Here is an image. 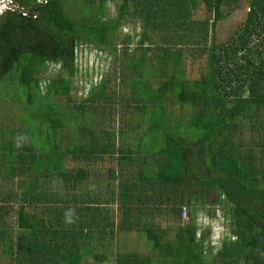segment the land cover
I'll return each mask as SVG.
<instances>
[{
    "label": "trees",
    "instance_id": "trees-1",
    "mask_svg": "<svg viewBox=\"0 0 264 264\" xmlns=\"http://www.w3.org/2000/svg\"><path fill=\"white\" fill-rule=\"evenodd\" d=\"M15 1L28 16L0 15V139H20L0 140V264L99 255L113 233V206L118 227L156 251L139 264H264V0H248L245 20L221 44L215 24L239 0L205 1L211 21L184 10L195 0H121L111 18L106 0H79L83 25L66 0ZM132 40L131 53L124 45ZM80 42L114 56L122 46L111 66L119 90L106 73L78 101ZM49 65L59 69L43 88ZM54 179L64 202L46 189ZM214 207L236 239H221L212 255L209 231L197 236L196 223Z\"/></svg>",
    "mask_w": 264,
    "mask_h": 264
},
{
    "label": "rangeland",
    "instance_id": "rangeland-1",
    "mask_svg": "<svg viewBox=\"0 0 264 264\" xmlns=\"http://www.w3.org/2000/svg\"><path fill=\"white\" fill-rule=\"evenodd\" d=\"M69 3L67 4L65 2V6L67 7L68 13L73 16V19L78 22L79 24H84L85 20L81 19L82 15L84 14L85 6L80 2L79 0H66ZM205 1L210 0H195V3L191 5L189 8L184 7L185 11H191V19L194 21H204L213 20V13L212 9L209 7V5ZM121 0H106V8L108 11V16L114 17L118 8V5L120 4ZM190 5V4H189ZM232 5V4H231ZM230 5L231 11H234L233 14L225 17L223 15V18L216 22L213 38L214 42L217 44H221L225 42L229 36L233 33V30L246 18V13L248 10V0H239L236 8L234 9ZM130 11H133V6L129 5L128 8ZM221 11H225V5H222ZM84 20V21H83ZM81 25V26H82ZM139 23L136 24V31H139ZM80 26V27H81ZM133 27L129 25H125L121 29V34L130 33ZM196 29V28H195ZM196 31V30H195ZM211 32H208V40L207 45H210V37L212 36L210 34ZM157 36L154 37V41H158ZM124 47H127L129 49V52H133L135 48L138 47V44L136 40H132L127 46L124 45ZM117 55H111L110 51L108 50H102L94 47V45L89 44L87 42H80L77 43V47L75 50V68L76 73L73 76V83H74V92L76 94V98L78 101L81 98H85L87 96L88 91L90 90L91 86L95 82H99L104 77L107 78L106 73L108 75V79L110 80V84L116 85L115 90H119L121 83H117V79L113 77L111 66L115 63L119 62V55L122 46L117 45ZM107 51V54L104 52ZM193 53L195 51L192 49ZM189 50L186 52L187 59L189 60L191 55H193ZM198 59V57H196ZM112 63V64H111ZM206 63V62H205ZM135 64V63H133ZM130 66V65H128ZM118 67V64H117ZM141 67H139L140 69ZM59 67L49 65L48 68L44 73L40 75V78H44L41 81V85L44 88V84L47 83V79L55 76V73L58 72ZM194 70V69H193ZM187 78L195 80L198 78V73H187ZM154 85V84H153ZM155 88V85L153 86ZM7 90V89H5ZM73 92V93H74ZM126 99L130 98L129 93L126 94ZM9 101V100H8ZM171 100H167V104H170ZM13 105L14 102H10ZM169 107L167 108V110ZM177 112V110H175ZM129 116L127 117V119ZM115 131L121 127V123L119 124H113ZM5 136L1 137V143L7 144V142L13 138L14 140H20L18 136L12 135V136ZM259 155L258 153H255ZM256 155V156H257ZM104 166H111L114 167V162L111 163H105ZM26 177L23 178H27ZM117 181V180H116ZM49 186L46 187L47 191L51 193V195L56 196L59 201H63L65 199V196H67V192L62 184V182H57L56 179H54V182L51 181ZM89 185H93V180H90L88 182ZM111 209H113L112 213L113 216L111 217L110 221H112L113 224V233L110 237L106 240L105 245L102 250H100L99 255H95L94 251L89 252L87 256H84L81 261H79L78 264H123L124 258L127 256H131L130 264H139L137 260L140 261V258H142L141 263H144L143 259L146 260L145 257L149 255H153L156 253V251H150L147 249V240L143 235H139L134 231L120 228L118 227V222L121 221L120 211L116 206H113ZM214 215H211L210 217H207L205 214H199L197 219V229L198 234H201L203 231L208 230L209 235L205 236L204 239V245L206 246L209 244V246L212 248V255H215L216 252L219 250L221 246V239H227V237L230 236L231 241H235L236 236L235 234H232L230 232V226L229 221L226 220V218L223 216L225 213L221 208H215ZM213 208H211V211ZM185 213V212H184ZM224 213V214H223ZM227 214V213H226ZM229 217V215H228ZM182 219L184 222L187 220V215L185 214L184 217L182 216ZM162 226H165L163 221H160ZM173 236V232H169V237Z\"/></svg>",
    "mask_w": 264,
    "mask_h": 264
},
{
    "label": "built area",
    "instance_id": "built-area-1",
    "mask_svg": "<svg viewBox=\"0 0 264 264\" xmlns=\"http://www.w3.org/2000/svg\"><path fill=\"white\" fill-rule=\"evenodd\" d=\"M7 11L17 12L24 17L28 16L27 11L15 0H0V14H3Z\"/></svg>",
    "mask_w": 264,
    "mask_h": 264
},
{
    "label": "clouds",
    "instance_id": "clouds-1",
    "mask_svg": "<svg viewBox=\"0 0 264 264\" xmlns=\"http://www.w3.org/2000/svg\"><path fill=\"white\" fill-rule=\"evenodd\" d=\"M65 219H66V222L67 223H72V219H71V217L67 213H66Z\"/></svg>",
    "mask_w": 264,
    "mask_h": 264
}]
</instances>
